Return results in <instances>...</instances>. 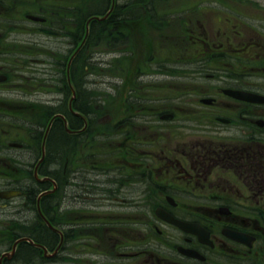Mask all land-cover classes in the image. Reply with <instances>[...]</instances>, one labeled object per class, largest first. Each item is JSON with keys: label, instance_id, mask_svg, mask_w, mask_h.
Listing matches in <instances>:
<instances>
[{"label": "flooded vegetation", "instance_id": "af4514ba", "mask_svg": "<svg viewBox=\"0 0 264 264\" xmlns=\"http://www.w3.org/2000/svg\"><path fill=\"white\" fill-rule=\"evenodd\" d=\"M203 2L208 6L202 7ZM60 3L74 7L69 0ZM147 3L106 0L99 17L106 16L104 21L114 29L136 20L151 23L154 13ZM160 3L163 13L179 15L168 18L179 29L171 37L173 55L161 56L169 64L152 55L141 63L116 66L122 85L115 82L112 101L118 112L109 115L86 111L80 83L59 75L51 48L39 56L31 47V52L22 53L24 63L32 67L17 64L21 60L0 48V191L27 192L0 198V210L17 201L19 210L30 208L38 222L35 229L45 232L49 228L42 213L62 233L67 247L77 234L90 240L86 236H93L96 249L99 234H108L112 257L104 251L89 255L102 264H264V126L258 124L264 121V105L223 94V89L238 87L225 85L226 79L215 74L252 72L248 65L264 71V34L257 33L255 43L237 48L230 44L231 36L241 34L243 22L213 20L209 0ZM23 4L27 9L21 12ZM141 5L144 13L135 18L134 8ZM55 7L61 8L52 0H0V41L15 27L24 28L25 22L32 23L26 29L32 36L75 39L67 26L82 22L84 16L77 21ZM210 23L222 27L210 33ZM231 25L238 27L233 33ZM45 30L59 35L44 34ZM24 68L30 76L21 74ZM166 71L191 74L185 83L173 78L172 97L160 91ZM151 90L157 95H150ZM54 104H62L61 109L55 112ZM5 119L29 124L25 130L12 126L26 133V143L7 141ZM58 137L62 150L54 153L51 144ZM23 168L37 169L43 180L34 178L29 187L23 186ZM9 169L14 179H6ZM48 190L52 192L38 201ZM100 211L112 213L111 218L106 220ZM156 212L196 225L205 236L181 230ZM5 227L3 219L0 230ZM97 229L101 233L91 235L90 230ZM82 230L90 235L80 234Z\"/></svg>", "mask_w": 264, "mask_h": 264}, {"label": "rangeland", "instance_id": "374dc122", "mask_svg": "<svg viewBox=\"0 0 264 264\" xmlns=\"http://www.w3.org/2000/svg\"><path fill=\"white\" fill-rule=\"evenodd\" d=\"M60 1L61 0H52V3L55 6H61L62 3H60ZM77 1L78 0H69V2L75 3L77 10H74L73 12H78L79 7H77ZM118 1L119 3H122L125 0ZM148 1H150V4H146V6L152 7V9L148 11L150 13H154L152 17L153 21L151 23H148L144 20H136L132 24L127 25L128 27L124 33V36H126L125 39L129 37L131 47L130 50L133 51V56L131 57L130 62L128 64H124L123 62H121L122 64H124L122 65L124 67L128 65H134L136 61L139 63L141 61L147 60L152 55L157 56L156 61L161 59V56L166 57L173 55L172 52L174 50V41L171 39V37L176 31H179V29L178 25L174 24L171 19L168 18H170L171 16H177L178 14H170L168 13L169 11L166 12V10L164 11L165 13H163V6L161 3L159 4V0ZM227 2L231 4H228ZM25 5L26 4H23L21 6V12L27 9ZM66 6H62L59 9V12L65 15L69 14L68 11H66ZM143 6L144 5L136 6L138 8H134L135 10H137L136 12H134V15L142 16L144 13ZM201 6L207 7L208 3L203 2ZM21 17L22 15H20V18ZM209 17L215 21L219 18H222L231 21L232 23H234V21H239L241 23L243 22L244 25L241 26L242 29L240 30L241 34L238 36H231L233 41H230V44L235 43L234 45L237 48H242L249 45L250 43H255L257 38L259 37L257 33L264 34V0H225L224 2L222 0H218L217 2H215V0H209ZM232 25L229 26L230 33H233V30L238 29L237 26ZM29 26H32V23L25 22L24 28L17 26L13 29V31H8L6 37L2 41H0V48L10 50L13 53L14 57L18 58L19 61L21 60V63L17 62V64L26 65L25 67L32 66H30L28 63L25 64L20 55L25 51L31 52L30 47L33 51L32 54H34L35 56H39L40 54H43L42 51L51 48L54 51L53 58L55 67L60 64L59 62H61V59L63 58H65L64 63L67 62V55L71 52V48L67 45L66 39L62 37H46L39 34H34L35 36H32L31 34L27 33L30 31L26 30L29 29ZM217 26L222 27L221 24ZM217 26L211 25L210 23L209 32L215 33L217 31ZM79 28L80 25L78 24H70L67 26V29L73 31L74 33H77L79 31ZM97 32L98 31H96L95 34ZM129 32L133 34V38L135 41L129 35H127L129 34ZM114 49L115 48H113L111 44L106 45L103 42L101 43L97 41L95 42L94 46L90 45L88 50L82 49L81 55L79 56V58H76V60L72 63L70 69V77L76 85L78 82L80 83V86L82 88V95L86 98L96 99V104L101 103L102 114L106 112H108L109 114L118 112V106L113 104L112 98L115 96V82H117L118 86H121L122 83L120 78L121 76L119 75L117 77V74L114 72V64L119 59L117 57L123 56L126 53L113 51ZM119 49L120 51H123L126 50L127 47L125 46ZM165 57H163L162 61L160 62L164 63L167 66L169 63L165 61ZM248 66L252 68V72L229 71L216 72L215 74L221 78L226 79L225 85H250L251 87L256 88L261 93H264V71L255 70V67L253 65ZM22 70L23 71L21 72V74L23 76H30V73L27 72V68H24ZM165 76L166 79L164 77L162 78L165 79L163 83L164 89H161L160 91L163 92L166 97H172L175 95L173 90L170 88V85L174 83L173 78L177 80V78L180 77L179 81L182 83L188 82L191 79V74L188 72H181L175 75L173 72L166 71ZM23 81L24 79H20L21 85L23 84ZM24 89H26L27 91L30 90L28 86H25ZM156 92L157 91L155 90H151L150 95H157ZM58 105L62 106V104H54V107ZM90 106L91 105L86 106V109H89ZM64 107H66V105ZM93 107L95 108L96 106L94 105ZM262 112L264 113V110ZM26 117H29V115H27ZM16 122L17 121L13 120L9 121L8 119L3 120L2 123L5 124V129L7 131L6 139L7 141L16 140L26 143V133H24V131L15 132V127L13 128L12 126L14 124H18L22 129L25 130L29 124L24 120L18 123ZM60 140L61 138L58 137L56 143L51 144L54 153L56 150L59 153L62 150ZM24 170L30 171L31 174L32 169ZM5 173L11 179H13L15 176L13 170L10 169L6 170ZM27 177H29V175L24 174L22 170V182H24ZM100 212L106 220H109L112 216V213L106 211ZM3 219L6 227L4 231L0 230V253L10 252V245L14 236L8 235V233L14 232V230H17L16 232L20 234L28 232L24 230H18V227H14L15 225H18L21 222L23 223V225L30 228L34 223V220L30 216V210L25 207H22L19 210V207L17 206V201H12L10 204H8L4 211L0 210V221H2ZM31 231V233H33V230ZM38 231L41 232L40 229L37 230V232ZM90 233L91 235L97 236L98 233H101V230L97 229L96 232L90 230ZM80 234L90 235L85 231ZM2 236H4V238ZM80 236L77 234H73L71 236V241L68 247L63 242L62 247L59 250L58 255L56 256V259L50 263H47L43 259L42 254H39V252L36 253L34 251H27L24 248L17 249V251L12 254V256L8 260L11 261V264H102V261V263H99V259H92L91 257H89L91 251H104L107 252V256L112 257L108 254L109 246L111 244L110 240L108 239V234H99L100 245L96 249L94 247L96 239H94L93 236H86L91 238V240L79 238ZM2 238L3 241L1 240ZM85 242L90 243L92 247L88 246ZM49 244L51 245V247L53 246V242L51 240L49 241ZM50 250H52V248H50ZM27 254H30L32 258L29 259L30 257ZM26 259L28 260L26 261Z\"/></svg>", "mask_w": 264, "mask_h": 264}, {"label": "trees", "instance_id": "16d2710c", "mask_svg": "<svg viewBox=\"0 0 264 264\" xmlns=\"http://www.w3.org/2000/svg\"><path fill=\"white\" fill-rule=\"evenodd\" d=\"M96 31H98L100 33L97 32L95 34ZM124 32H125V26L124 25H119L118 26V30L114 31V30L111 29V25L108 24V23H106V24L104 23L103 24V23H96V22L92 21L90 26H89L88 35L86 37V40L84 42V45H83L82 49L88 50L89 46L90 45L94 46L95 42H97V41H99L101 43L103 42L106 45H110L111 44L112 47H113V46H115V43H119L120 42V38H124ZM76 41H78V40H76ZM88 105L89 104L87 102V106ZM23 173L27 174V175H29V177H31L30 171L23 170ZM14 227H18V230H20V231L24 230V231H28V232H24V233L20 234V233L16 232L17 230H14V232L8 233V235L14 236L13 240L16 239V238L22 237V236H28L34 242L43 244L48 249L53 248V246L57 243L58 236L56 234H53L52 232H48V233L39 232V231L35 232L33 230V233H34L33 234V233H31L32 229L29 230L30 228L26 227V226H23V223H21V222L18 225H15ZM26 228H29V229H26ZM47 234H50L51 237H52V240H51L53 242V246L52 247L49 244L50 238L47 237ZM19 248H24L27 251L28 250L29 251H34L36 253L39 252V254H41L39 249L31 247L28 244H20ZM27 255L30 257L29 259L32 258L30 254H27ZM27 260L28 259H26V261Z\"/></svg>", "mask_w": 264, "mask_h": 264}, {"label": "water", "instance_id": "95a60500", "mask_svg": "<svg viewBox=\"0 0 264 264\" xmlns=\"http://www.w3.org/2000/svg\"><path fill=\"white\" fill-rule=\"evenodd\" d=\"M31 19L37 20V18H35V17H31ZM49 33H51V32H49ZM224 93L229 95V96H232L234 98L242 99V100H245V101H248V102H251V103H264V96L263 95L248 93V92H244V91H237V90H225ZM19 194H20V192H18V191H5V192H1L0 193V197L10 198V197L17 196ZM162 217L165 218L167 221L179 226L180 228H182V229H184L186 231L197 233V231H195L194 227L188 226V225H186L184 223H181V222L174 221L170 217H166V216H162ZM22 241H29L30 243H32L27 238H20V239H18V240H16L14 242V244L12 246V253H13V251L15 249V246L18 243L22 242ZM34 245L37 246V247L42 248L44 256L46 255L47 251H46L45 248H43L42 246H40L38 244H34ZM59 246L60 245H58V247L55 249L53 254L56 253V251L59 248Z\"/></svg>", "mask_w": 264, "mask_h": 264}]
</instances>
